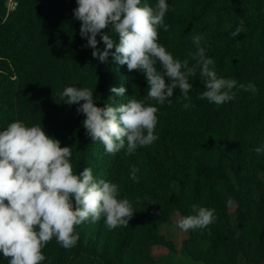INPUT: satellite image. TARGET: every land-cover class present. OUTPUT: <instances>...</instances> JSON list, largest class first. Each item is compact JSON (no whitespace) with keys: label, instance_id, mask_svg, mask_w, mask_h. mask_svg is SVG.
I'll list each match as a JSON object with an SVG mask.
<instances>
[{"label":"trees","instance_id":"obj_1","mask_svg":"<svg viewBox=\"0 0 264 264\" xmlns=\"http://www.w3.org/2000/svg\"><path fill=\"white\" fill-rule=\"evenodd\" d=\"M7 1L0 0V131L15 121L40 124L72 148L77 174L88 167L94 177L116 183L119 198H127L135 212L128 227L108 230L103 218L76 226L79 239L71 249L53 238L42 264H156L177 250L203 264H264V151L256 152L264 148V0H166L169 28L159 29V43L191 66V38L201 34L218 76L254 83L258 92L234 89L235 98L217 106L199 99L205 89L197 70L189 78L194 107H182L187 101L178 88L171 102L146 101L158 108V139L132 155L107 154L93 143L79 105L64 103L60 94L68 86L90 88L98 107L132 96L143 100V72L128 71L112 56L106 64L92 57L74 18L76 0H13L11 11ZM241 20L243 31L234 38ZM98 47L103 50L102 41ZM112 87L126 91L116 96ZM133 166L138 182L130 178ZM193 205L214 209L217 219L189 230L176 247L161 227L173 216L194 214ZM0 264H8L2 254Z\"/></svg>","mask_w":264,"mask_h":264},{"label":"clouds","instance_id":"obj_2","mask_svg":"<svg viewBox=\"0 0 264 264\" xmlns=\"http://www.w3.org/2000/svg\"><path fill=\"white\" fill-rule=\"evenodd\" d=\"M76 3L74 18L81 22L80 36L87 40L86 47L93 49L92 57L106 64L112 56L128 71H142L147 82L143 100L132 96L114 104L110 99L112 102L103 107L97 106L93 91L87 87L68 86L60 94L64 103L79 105L77 112L85 116L86 135L93 143L100 142L107 154L125 150L126 155H132L138 147L150 146L158 139V108L146 101L160 105L171 102L178 88L180 97L187 101L182 107H194L189 78L197 70L205 89L199 99L217 106L232 101L234 89L258 92L254 83L218 76L215 61L202 46L205 37L201 34L191 38L196 50L189 56L194 64L175 59L159 43V29L169 28L164 22L169 7L166 0H157L154 5H142V0ZM243 24L241 20L232 37L243 31ZM101 41L103 50L98 47ZM110 91L123 96L126 90L112 87ZM261 151L264 148L256 149L258 154ZM71 156L72 148L62 147L40 124L26 126L15 121L0 131V254L8 264H42L46 259L43 249L53 238L63 248H73L79 239L76 226L86 221L96 223L103 218L108 230L128 227L135 212L127 198H119L118 185L94 177L88 167L77 174ZM138 171L135 166L130 171V178L137 182ZM227 204L231 206L230 198ZM192 211L194 214L177 219L175 227L183 232L204 229L217 219L214 209L193 205Z\"/></svg>","mask_w":264,"mask_h":264},{"label":"rangeland","instance_id":"obj_3","mask_svg":"<svg viewBox=\"0 0 264 264\" xmlns=\"http://www.w3.org/2000/svg\"><path fill=\"white\" fill-rule=\"evenodd\" d=\"M13 0H8L6 2V7L8 11L13 9ZM234 205L231 208L233 211ZM179 219L177 216H173L171 221L161 227V233L175 244L179 246L180 242L185 240L188 237V232H183L179 228L175 227V223ZM156 264H203L202 262H193L185 255L182 251L177 250L175 253H169L164 259L159 260ZM246 264V263H241Z\"/></svg>","mask_w":264,"mask_h":264},{"label":"built area","instance_id":"obj_4","mask_svg":"<svg viewBox=\"0 0 264 264\" xmlns=\"http://www.w3.org/2000/svg\"><path fill=\"white\" fill-rule=\"evenodd\" d=\"M15 5H16V3L14 2V4H13V8L15 7Z\"/></svg>","mask_w":264,"mask_h":264}]
</instances>
